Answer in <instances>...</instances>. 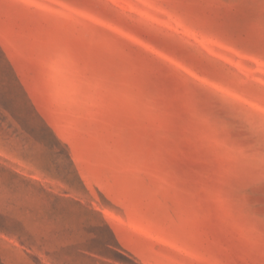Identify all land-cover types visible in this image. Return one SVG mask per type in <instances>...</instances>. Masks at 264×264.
<instances>
[{"label": "rangeland", "instance_id": "rangeland-1", "mask_svg": "<svg viewBox=\"0 0 264 264\" xmlns=\"http://www.w3.org/2000/svg\"><path fill=\"white\" fill-rule=\"evenodd\" d=\"M0 264H264V0H0Z\"/></svg>", "mask_w": 264, "mask_h": 264}]
</instances>
